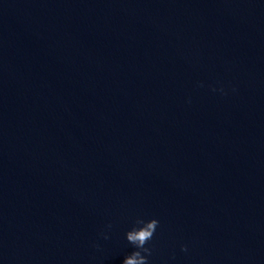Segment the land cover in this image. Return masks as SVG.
Instances as JSON below:
<instances>
[{
  "label": "water",
  "instance_id": "1",
  "mask_svg": "<svg viewBox=\"0 0 264 264\" xmlns=\"http://www.w3.org/2000/svg\"><path fill=\"white\" fill-rule=\"evenodd\" d=\"M137 215L264 264V0H0V264H123Z\"/></svg>",
  "mask_w": 264,
  "mask_h": 264
},
{
  "label": "clouds",
  "instance_id": "2",
  "mask_svg": "<svg viewBox=\"0 0 264 264\" xmlns=\"http://www.w3.org/2000/svg\"><path fill=\"white\" fill-rule=\"evenodd\" d=\"M213 88L215 90V86H213ZM220 90H224L223 86H221ZM160 224V217L156 215L135 216L125 232V238L132 247L131 250L125 254L123 264H150L153 247L149 242L154 239ZM111 227L112 224L109 222L106 228L110 230ZM102 235L108 238L110 236V231L105 230L102 232ZM182 247L187 251L189 246L185 243Z\"/></svg>",
  "mask_w": 264,
  "mask_h": 264
}]
</instances>
